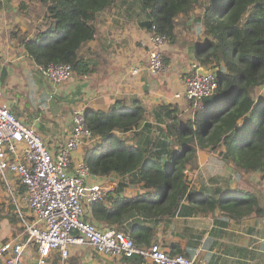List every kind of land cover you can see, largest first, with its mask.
I'll return each mask as SVG.
<instances>
[{"label":"trees","instance_id":"16d2710c","mask_svg":"<svg viewBox=\"0 0 264 264\" xmlns=\"http://www.w3.org/2000/svg\"><path fill=\"white\" fill-rule=\"evenodd\" d=\"M31 1L40 5L37 16L43 20L31 37L22 39L34 62L70 64L78 75L92 73L79 51L95 39L99 14L116 0ZM140 1L149 18L144 27L157 25L170 42H175L174 29L180 24L176 20L200 11L195 24L205 39L196 45L195 59L216 70L218 88L201 100L185 123L179 122V108L173 105L158 108L156 124L145 121L146 110L139 101L128 107L117 100L107 111L88 108L87 125L101 137L85 156L90 173L117 174L141 189L137 196H123L127 182H120L115 192L90 205L87 219L115 227L142 246L154 242V225L176 215L220 209L235 218L262 216L260 196L250 181L238 182L221 195V189L192 188L189 175L200 169L199 153L206 151L218 152L223 163H232L239 180L244 178L241 171L260 173L264 180V97H254L264 86V0ZM142 123L144 130L151 133L155 128L157 135L138 145L120 135L134 132ZM124 259L141 262L139 256Z\"/></svg>","mask_w":264,"mask_h":264},{"label":"crops","instance_id":"0c3cea01","mask_svg":"<svg viewBox=\"0 0 264 264\" xmlns=\"http://www.w3.org/2000/svg\"><path fill=\"white\" fill-rule=\"evenodd\" d=\"M34 3L31 0H0V101L8 104L25 123L33 125L52 152L56 153L67 141L76 107L107 111L117 100L128 107L139 101L146 110L145 121L156 124L154 113L160 106L173 105L172 109L177 106L180 111L188 103L186 98H177L176 94L182 92L185 80L195 66L205 69L195 59L196 45L205 39L203 30L195 24V15H200V11L189 18L176 20L180 24L174 29L175 42L169 40L164 48L168 70L156 77L147 69L144 43L149 33L143 24L149 19L148 13L142 9L140 0H116L112 7L99 14L95 39L79 51L93 72L74 73L71 79L55 87L39 73V66L25 51L22 42L25 36L31 37L43 22L38 18L37 10L34 11ZM136 64L140 65L142 72L130 76L128 69ZM259 89L254 93L255 98L259 97ZM51 95L53 98L50 99ZM143 123L134 132L120 135L129 144H143L147 137L157 135L155 128L151 133L144 130ZM88 149L84 147L72 154L73 165L85 160ZM199 154L207 160L206 163L212 159L211 166L218 164L219 168L209 177L201 178L203 164L200 161V169L193 175L196 182L192 181L196 183V190L213 192L221 189V195H227L238 182L250 181L246 171H241L244 178L239 180L238 169L236 173L232 172L233 164L223 163L218 152L202 151ZM253 179L264 209V180L257 176ZM124 181L127 187L121 194L137 196L141 188L129 178L117 174L89 178L90 184L102 186L110 182L118 186ZM1 188L0 185V246L21 237L18 219ZM154 226V242L160 243L171 254L195 258L196 264H264V213L262 216L254 213L235 218L216 209L208 213L176 215ZM149 244L143 243L142 246L148 247ZM35 256V247H28L21 264H34ZM0 264H7L4 258L0 257ZM67 264L134 263L97 253L90 247L73 246ZM147 264L154 263L149 261Z\"/></svg>","mask_w":264,"mask_h":264},{"label":"built area","instance_id":"2783aa9c","mask_svg":"<svg viewBox=\"0 0 264 264\" xmlns=\"http://www.w3.org/2000/svg\"><path fill=\"white\" fill-rule=\"evenodd\" d=\"M148 33L144 43L147 69L157 77L168 70L164 48L169 37L160 33L155 24ZM38 70L55 87L74 74L70 64L39 66ZM141 72L138 64L128 69L130 76ZM217 88L216 70L195 66L176 97H184L194 108H200L201 100L213 95ZM100 142V135L87 125L86 109L79 106L72 113V128L67 141L54 153L33 125L25 123L8 104L0 101V185L12 197L21 223V237L1 244L0 257L7 264H21L24 252L34 246V264H67L71 248L85 246L115 259L139 256L141 262L138 264L149 261L154 264H196L195 258L172 255L158 242L148 247L140 246L115 227L98 226L87 219V208L93 202L104 200L118 186L114 182L104 186L90 184L92 174L88 165L85 160L73 165L72 154ZM10 173L14 174L17 186L21 190L25 188L23 199L29 208L28 215L19 206Z\"/></svg>","mask_w":264,"mask_h":264},{"label":"rangeland","instance_id":"374dc122","mask_svg":"<svg viewBox=\"0 0 264 264\" xmlns=\"http://www.w3.org/2000/svg\"><path fill=\"white\" fill-rule=\"evenodd\" d=\"M35 10H37L36 12L41 11V7H40V5L34 3V11H35ZM37 28H38V27H37ZM37 28H36V29H37ZM204 68H205V67H204ZM205 69H207V70H211V69H208V68H205ZM212 69H213V68H212ZM257 91H258V94H259V97H260V98L264 97V86H263V87H260V89L257 90ZM256 96H257V95H256ZM259 97H257V98H259ZM193 110H194V107H193L192 105H190L189 101H188V103H185L184 106L180 109L179 114H178V115H179V122H181V123H185L186 120L191 116ZM143 138H144V137H143ZM200 161H201V163L203 164V165H202V169H201V173H200V174H201V178H202V177H203V178H207V177H209L210 174H211V172H214L215 169L217 170V169L219 168V165H218V164H213V165L211 166V164H212V159H210V161H208V163H206L207 160L205 161V158L200 156ZM231 164H232V163H231ZM231 169H232V172L236 173L237 169L234 167V165H232ZM246 172H247V171H246ZM247 173H249V172H247ZM193 175H194V174L189 175V181H190V184H191L190 186H191L192 188L196 189V188H195V187H196V183H193V182H192V181L196 182V179L194 180V177H195V176H193ZM13 176H14L13 173H10V174H9V178L11 179V183L13 184V186H15L16 197H17V200H18L19 206H20V208L22 209V211L24 212V214L28 215V214H29V208H28L27 204L25 203V201H24V199H23V192H22L21 188L18 187L17 184L15 183ZM212 176L216 177L215 174H212ZM230 176H231V175H230ZM246 176H247V178H249L250 182L252 181L251 183L255 185L256 182L254 181L253 177H255V178H256V176H257V177H261V174H260V173H253V172H250L249 175H246ZM192 177H193V178H192ZM231 177H232V176H231ZM12 179H13V180H12ZM230 182L233 183L234 180H232V181H230ZM253 182H254V183H253ZM262 185H263V184H262ZM5 190H6V189H5L4 187H2V188H1V193H3ZM6 199H7L8 203L10 204V206L12 207L13 212H14V215L17 217V219H18V225H19V227H20V224H21V223H20V218H19V216H18L17 207H16V205L14 204L13 199H12V197H11L10 195L8 196V195L6 194ZM87 213H88V210H87Z\"/></svg>","mask_w":264,"mask_h":264}]
</instances>
